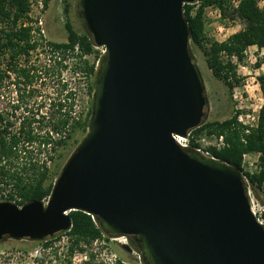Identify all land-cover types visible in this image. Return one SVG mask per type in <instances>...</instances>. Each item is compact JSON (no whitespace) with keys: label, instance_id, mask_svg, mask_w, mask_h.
Returning a JSON list of instances; mask_svg holds the SVG:
<instances>
[{"label":"water","instance_id":"water-1","mask_svg":"<svg viewBox=\"0 0 264 264\" xmlns=\"http://www.w3.org/2000/svg\"><path fill=\"white\" fill-rule=\"evenodd\" d=\"M194 1L77 0L93 45L107 51L89 128L46 203L0 202V241L52 238L81 211L104 235L132 237L145 264H264V228L240 171L171 137L207 118L183 15Z\"/></svg>","mask_w":264,"mask_h":264},{"label":"trees","instance_id":"trees-1","mask_svg":"<svg viewBox=\"0 0 264 264\" xmlns=\"http://www.w3.org/2000/svg\"><path fill=\"white\" fill-rule=\"evenodd\" d=\"M34 1L45 10L50 0H0V85L3 84L6 74L12 72L15 75L14 84L17 86L22 84L24 87L22 92H16L17 103L32 98L34 91L30 87L41 78L37 68L31 63L32 54L38 49H45L44 54L48 60L58 59L56 62L61 66V72L68 69L66 62L72 63L71 75L79 77V81L85 84L87 94L91 97L96 72L86 57L94 53L92 39L86 31L79 33L73 29L67 17L66 5L64 8L66 41L60 43L45 41L40 28L34 27L33 20L29 17ZM195 1L198 3L183 5V15L190 30L189 41L193 45L203 48V43L206 42L204 14L209 7L218 8L223 20H237L243 26L225 41H211L203 48L206 66L211 75L231 91L240 82L235 68L237 63L244 60L247 49L249 47H256L258 51L264 49V7H258V0H239L237 7H234L232 0ZM255 66L259 68L260 64L256 63ZM257 81L263 105L258 113L256 128L245 134L244 127L237 122L234 115L223 121H206L196 130L223 135L227 146L220 151H212L213 155L239 171L243 155L259 154L258 171L246 177L254 191L264 194V75L258 76ZM61 86L62 91L66 92V100L72 98L73 94L66 91L67 83L63 82ZM50 104L54 103L50 101ZM63 104L59 102L55 110L45 113L38 111L33 113L26 108L15 118L19 120L17 127L8 117L0 115V192L8 188L7 201L14 202L18 207L36 200L46 201L60 173L57 161L61 158V150L67 146L77 131L85 133L89 128L91 106L86 112L72 116L69 111L63 109ZM19 109L20 106H14L15 111ZM69 216L71 218L69 231L37 244H42L47 250L56 239L66 235L69 240V251L73 254L75 251H84L82 244L90 245L95 241L108 240V236L102 233L90 215L81 211H71ZM260 219L264 228V212L261 213ZM131 246L138 250L134 240L129 242V247ZM80 254L88 256L91 260V255ZM141 258L143 260L142 255ZM116 264L121 262L117 260Z\"/></svg>","mask_w":264,"mask_h":264},{"label":"rangeland","instance_id":"rangeland-1","mask_svg":"<svg viewBox=\"0 0 264 264\" xmlns=\"http://www.w3.org/2000/svg\"><path fill=\"white\" fill-rule=\"evenodd\" d=\"M234 1L236 0H232L233 5ZM66 5H68L67 17L73 29L79 33L85 32L83 22L78 16L77 0H50L45 10H42L36 1L32 2L29 17L33 20V26L40 28V33L45 41L55 43L66 41L67 34L64 28L66 21L64 8ZM209 12L211 11L207 8L204 14L206 42L203 43V48H206L207 43L211 41H224L243 27L237 20H212ZM39 21L40 25L38 24ZM189 47L194 56V61L201 71L205 95L208 100L207 118L204 122L226 120L235 115L237 106H242L245 113L257 115L262 96L261 92L257 91L256 81L258 76L264 75V50L258 51L255 50V47H250L245 53L244 60L237 64L235 62V73L240 82L230 91L226 85L211 75L206 66L204 49L193 45L191 42H189ZM44 51L45 49H38L32 54L31 63L37 68L41 77L30 87L34 91L32 98L17 103L16 92H22L24 87L22 84H19V86L14 84L15 75L12 72L6 74L3 84L0 85V115L8 117L9 121L16 123V127L19 120H15V118L19 117V114L25 111L26 108L33 113L37 111L45 113L55 110L60 102L64 103L63 109L74 116L79 112H86L91 106L92 98L88 96L85 84L79 81L78 76L71 75L72 63L66 62L68 69L61 72V66L56 62L58 59L48 60ZM87 59L91 63L93 62L92 57L89 56ZM256 63L260 64L259 68L255 66ZM63 82L67 83L66 91L73 94L72 98L67 100V97H65L66 92L62 91L61 85ZM234 97L237 100H234ZM50 101L54 104H50ZM15 105L20 106V109L15 111ZM86 133L77 131L73 135L67 146L61 150V158L57 161V169L61 171L64 163ZM251 159H255V155H252ZM0 193L4 199H7L9 189L6 188ZM247 195L251 206L258 214L264 208V194L254 191L247 183ZM37 243L28 240L15 241L4 238L0 241V264H116L117 260L121 264H145L139 254L140 252L132 246L129 247L127 238L123 236H108V240L95 241L90 245L82 244L84 251H75L73 254L69 251V240L66 235L56 239L51 248L47 250L43 248L42 244ZM80 253L91 255V260L88 256Z\"/></svg>","mask_w":264,"mask_h":264},{"label":"built area","instance_id":"built-area-1","mask_svg":"<svg viewBox=\"0 0 264 264\" xmlns=\"http://www.w3.org/2000/svg\"><path fill=\"white\" fill-rule=\"evenodd\" d=\"M195 3H198L194 1ZM239 3V0L234 1V7H237V4ZM258 7L263 8L264 7V0H258ZM211 12H209V15L212 16V20L218 19V20H223L221 18V14L218 8L216 7H209ZM226 21V20H223ZM40 25V21L38 22ZM226 40V39H225ZM224 40V41H225ZM107 51L105 47H96L94 46V53L89 55L90 57L93 58V64L95 72L99 69L101 66V63L103 59L106 57ZM87 56V57H89ZM86 57V58H87ZM256 86L258 88L257 91H260V87L258 84V81H256ZM261 92V91H260ZM262 96V94H261ZM234 100H237L236 97H234ZM260 105L258 107V113L259 110L261 109L263 105V98L260 101ZM258 113L257 115H254L253 113L248 114L243 111L242 106H237L235 115L237 122L241 124L244 128L245 134H248L252 128H256L257 122H258ZM199 128V127H198ZM197 129V128H196ZM196 129L189 130L185 136H180L176 134H172L171 137L174 141V143L181 149L183 150H192L195 153L201 155L202 157H207L212 160H218L217 158L214 157L212 151H220L224 149L227 146V142L225 140V137L223 135H216L214 133L208 134L205 131L197 132ZM258 156L259 154L255 155V159H251L252 155L245 154L243 155V160L240 168V173L243 177V180L245 181L246 187H247V177L248 175H251L254 172H257L259 167H258ZM0 202H9L7 199H4L1 196L0 193ZM14 203V202H13ZM251 209L256 216L257 220L262 223L260 219V215L262 212H264V208H262L259 213L257 214L256 211L253 209L251 206Z\"/></svg>","mask_w":264,"mask_h":264},{"label":"flooded vegetation","instance_id":"flooded-vegetation-1","mask_svg":"<svg viewBox=\"0 0 264 264\" xmlns=\"http://www.w3.org/2000/svg\"><path fill=\"white\" fill-rule=\"evenodd\" d=\"M127 238V240H128V242H133V238L132 237H126Z\"/></svg>","mask_w":264,"mask_h":264},{"label":"crops","instance_id":"crops-1","mask_svg":"<svg viewBox=\"0 0 264 264\" xmlns=\"http://www.w3.org/2000/svg\"><path fill=\"white\" fill-rule=\"evenodd\" d=\"M250 48V47H249ZM251 48H253V47H251ZM256 48V47H255ZM255 50H257V48L255 49ZM262 50H264V49H262ZM262 50H260V51H262Z\"/></svg>","mask_w":264,"mask_h":264},{"label":"clouds","instance_id":"clouds-1","mask_svg":"<svg viewBox=\"0 0 264 264\" xmlns=\"http://www.w3.org/2000/svg\"><path fill=\"white\" fill-rule=\"evenodd\" d=\"M46 201H47V199H46ZM11 203V202H10ZM44 203H46V202H44ZM14 204V203H13Z\"/></svg>","mask_w":264,"mask_h":264}]
</instances>
